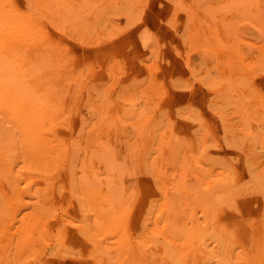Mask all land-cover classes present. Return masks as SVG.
Returning <instances> with one entry per match:
<instances>
[{
	"label": "rangeland",
	"instance_id": "rangeland-1",
	"mask_svg": "<svg viewBox=\"0 0 264 264\" xmlns=\"http://www.w3.org/2000/svg\"><path fill=\"white\" fill-rule=\"evenodd\" d=\"M46 144L54 166H29L27 148ZM0 145L40 206L0 211V264H192L212 245L171 240L163 254L106 206L84 224L65 197L88 183L154 215L197 186L240 206L225 215L231 264H264V0H0ZM33 209L44 215L34 229Z\"/></svg>",
	"mask_w": 264,
	"mask_h": 264
},
{
	"label": "bare ground",
	"instance_id": "bare-ground-1",
	"mask_svg": "<svg viewBox=\"0 0 264 264\" xmlns=\"http://www.w3.org/2000/svg\"><path fill=\"white\" fill-rule=\"evenodd\" d=\"M37 146H42V147H37ZM37 146L35 149L33 147L27 148L29 150L28 154H31L33 157L32 159H28V161H27L29 166L34 165V167L42 168V169L44 168V164H48V165L51 164V165H49L50 167L54 166L55 163L53 161L57 160V153L55 152V146L52 144H50V145H47V144L46 145H37ZM11 150H12L11 147L0 145V211L11 210L13 208L20 209V208H27V207H40V206H35V205L31 204L30 202H27L25 200L23 192H25L26 188H23L20 184V182L22 181L21 177H20V173H19V171L15 170L17 163L9 160L11 158ZM20 163L21 162H19V164ZM235 178L233 177L232 179L228 180L225 183V185L223 187H219L218 190L225 191L230 186L235 185L234 184L236 181ZM239 183H241V182H239ZM243 183H244V181H243ZM191 189L194 190V195L192 197V200H190V201H185V200L179 201V199H172L169 197L165 198L166 203H165L164 207H159L160 215H157V214L154 215L156 207H148V206H150V204L147 207L146 206L145 207H143V206L142 207H127V206H125L124 204L126 202H124V201L121 202L119 200L118 194L114 192V190H116V189L113 186H110L109 188L106 189V191H103L99 186H97L95 184L88 183V187L85 191V197L80 196L79 192L77 190H71L70 194L66 195L65 199H66V207H68L71 210L82 211L81 217L82 216L84 217V219L82 217L84 224H87V220L88 221L93 220V217L91 216L92 211H94L93 214L99 216L100 218L106 217L104 212H102L100 210H95V209L90 210V207H105L106 206L108 208L117 209L118 212H121L120 215H118V213L117 214H114V213H108L107 214L110 217H116L117 218V226H120V227L121 226H131V227H127L128 230H129V228L131 229V228L135 227L137 237L147 239V240H145V242L146 241H152V242H160L161 241L162 246L160 245L161 247L159 246V248H162L164 250L163 254H165V252L167 253L170 251V245L168 242H170L171 240L182 241V240H189V239H198L200 243H201V241L202 242L209 241V243L211 241L212 245L206 246V247H200L198 253H195L194 256L192 257L193 258L192 264H211L213 262L212 259L214 258V254L221 257L223 259L224 264H231L232 261H231L230 255H236V254H234L236 252V251H234V247L236 244H234L233 247L229 246L228 241L230 239H232V237L231 238L229 237V235H231V233L229 231H227V228H226L227 224L226 223L230 221V218L228 217L229 221H226L225 218L227 216H225V215H227V212L231 213L232 210L237 211L240 208V206L239 207H218L214 203V198H210V202H212V203H209V197L199 187H197V186L193 187L192 186ZM258 191H261V190H258ZM28 194L30 196L32 195L30 193V190L28 191ZM257 194H258V192H257ZM86 198L88 199V205L85 203ZM199 199H201V202L203 205H207V206L206 207H194L193 204H195ZM232 199L236 203V198H232ZM62 200H63V196H60V201H62ZM63 202H64V200H63ZM254 206H256V205H254ZM258 208H259V210L263 209V207H257V209ZM250 210L252 212V209H250ZM40 211H41L40 209H33L31 212H29V213H31L29 216L31 218V220L25 226L29 225L33 229L37 228L38 226L36 224L38 222H42V219L44 217L43 211H41L43 216L38 213ZM197 212L198 213L202 212L204 214L206 213L203 216L205 226H206V227H204V229H203V227L202 228L200 227V222L196 221V219H195L194 213L196 214ZM239 212H240V210H239ZM239 212L238 213L236 212V213L238 215H240ZM262 212H264V211H261V213ZM244 213L246 214V211ZM180 214H183L184 217H181ZM245 214L244 215L242 214V216L243 217L246 216ZM230 215H232V214H230ZM261 215L263 218L264 214H260V216ZM153 216H154V218H153ZM235 216L234 215L232 216V217H234V220L236 219ZM255 216H256V214H255ZM165 217H167V218H165ZM179 217H181L182 219H180ZM236 217L239 219L238 216H236ZM242 218L240 217V219H241V220L239 219L240 222L242 221ZM238 219H236L237 222H235L234 225H236V227L238 226L240 228L242 224L244 225V223L242 222V224H240V223L236 224V223H238ZM253 219H255V218H253ZM150 221H153L155 223H149ZM231 221H230V223H232ZM246 221H247V218H246ZM263 221H264V218H263ZM251 222H253V221H251ZM254 223H255V221H254ZM261 223L264 224V222H261ZM151 224L153 225V232H150L147 229V227L149 228V225H151ZM257 224L256 225L254 224V225L255 226L261 225V224H258V225ZM9 226H11V225L9 224ZM229 226H231V224H229L228 227ZM250 226H253V225H250ZM255 226H253V227H255ZM253 227H251V230ZM239 228H237V229H239ZM260 228H261V226H260ZM230 229H231V227H229V230ZM254 229L255 228H253V233H254V231L256 232V229L255 230ZM261 229L263 230L264 227ZM243 231H245V230H243ZM258 232L259 231H257V234H258ZM232 233H234V230ZM259 233H261V230ZM263 233H264V231H263ZM243 235L246 236V234H243ZM249 235H250V233H249ZM9 236L10 235H8V237ZM240 236H241V233H240ZM251 236H252V231H251ZM244 238L246 240V237H244ZM249 238H250V236H249ZM239 240H241V239H239ZM242 241H243V239L241 240V242ZM28 243H33V240H30ZM250 243H251V246H253L252 241H250ZM262 244L264 245V243H262ZM131 245L128 244L129 247ZM241 245L242 244H240V246ZM124 246H125V243L122 246L124 250L129 248L127 246V248L125 249ZM263 247H261L262 250L260 252L257 250L255 252V253H257V252L260 253V255L258 254L259 255L258 260L260 257H264V248ZM241 248H243V246H241ZM241 248H237V249H241ZM129 249H131V248H129ZM251 249H252V247H251ZM254 249H256V246ZM245 250H246V246H245ZM126 251H128V250H126ZM131 251H133V248L131 249ZM242 251H243V254L246 253V251L245 252H244V250H242ZM127 253H129V252H127ZM133 253H134V251H133ZM249 253L250 252H248V254ZM130 254H132V253L130 252ZM246 254H244V256H246ZM239 255L242 256V253H240ZM166 256H169V255L167 254ZM247 257H250V254ZM242 258L244 259L245 257H242ZM253 258H257L256 254H254ZM162 259H164V258L162 257ZM167 259H165V260H167ZM244 260H246V263H248V261H249V260L247 261L246 258ZM250 260H251V258H250ZM258 260H256V261H258ZM214 261H215V259H214ZM236 262L237 261H235V263ZM239 262H241V261L239 260ZM156 264H159V263L157 262ZM171 264H172V262H171ZM216 264H217V262H216ZM249 264H252V262ZM253 264H255V263H253Z\"/></svg>",
	"mask_w": 264,
	"mask_h": 264
}]
</instances>
